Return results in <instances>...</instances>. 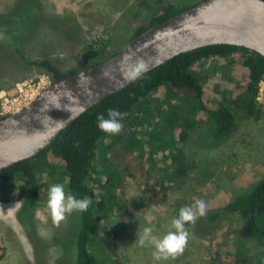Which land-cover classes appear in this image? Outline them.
<instances>
[{"label": "rangeland", "instance_id": "1", "mask_svg": "<svg viewBox=\"0 0 264 264\" xmlns=\"http://www.w3.org/2000/svg\"><path fill=\"white\" fill-rule=\"evenodd\" d=\"M14 1L0 0V11L11 7ZM45 1L49 8L47 11L59 19L54 20L52 26L53 22L50 23L46 17L34 23L31 22L32 17H28L26 28L23 27L26 31L23 46L29 48L30 58L47 52L46 57L64 74L108 59L130 39L137 24L122 19L132 16L141 22L148 16L134 7L140 0ZM164 1L185 6L197 5L204 0ZM147 2L152 4L153 0ZM125 6L127 8L123 10ZM121 21L130 24V32L124 37L117 33L122 26ZM112 35L115 36L114 43L103 42L106 36ZM8 60L0 65V117L19 111L52 82V76L46 70L8 67ZM202 71L203 76H208L210 85L220 86L215 93L209 88L207 99L215 94L219 98L220 95L236 93L234 87L245 74L244 70L238 69L237 62L231 65L228 59L223 58L205 62ZM24 96H27L25 101L22 100ZM20 100L22 102L18 103ZM255 100L260 114L248 117L240 112L234 131L222 140H215L212 119L195 108L194 103L188 108L190 114H186L187 104L182 94L161 86L142 105L143 110L133 115L132 135L136 136L137 144L135 142L132 147L116 143L112 138L99 142L100 166H107L105 160L112 154L111 157L117 158L114 163L118 165L121 178L112 179L115 184L106 181L105 187L97 193L96 212L101 218L100 229L104 233L106 229L118 233L117 238L109 240V247L97 243L99 251L96 258L102 264H252L259 257L261 248L257 240L245 221L234 214L227 215L207 235L197 233V222L186 225L190 233L189 242L184 253L175 259L154 261V248L141 247L136 240L137 232L146 226H152L153 234L162 237L170 230L171 220L178 216L180 208L191 205L195 198L207 202V211L214 210L250 192L264 178V96ZM177 119L190 126L184 141H178L177 135L181 130L175 128ZM122 156L126 158L122 159ZM170 158L178 162L184 159L190 170L185 180L175 179L167 190L159 191L161 179H169L177 168L178 163ZM113 161L111 159V163ZM35 163L41 165L37 174L42 175V183L47 189L45 197L34 212V223L30 221L33 212L28 205L21 208V202H0V237L6 247L0 264H46V260L47 264H54L59 255L61 264L64 261L62 256L67 257L72 251L71 216L55 226L46 209L51 185L63 184L66 193L69 192L66 169L58 165L60 170H55L48 179L46 173L51 167L41 158ZM107 172L113 174L106 167ZM26 221H29L26 226L30 235L24 228ZM260 226L264 229L263 220ZM103 238L102 242H106ZM101 246L110 249V253L100 250ZM40 251L43 254L40 255Z\"/></svg>", "mask_w": 264, "mask_h": 264}, {"label": "trees", "instance_id": "2", "mask_svg": "<svg viewBox=\"0 0 264 264\" xmlns=\"http://www.w3.org/2000/svg\"><path fill=\"white\" fill-rule=\"evenodd\" d=\"M193 6L179 5L164 0H153V3L149 4L147 0H140V2L134 4V7H138L137 9L142 10L148 16L141 22L135 20L137 17L132 16L122 19L124 22L128 20L137 24L134 26L130 39L123 43L119 51L143 31ZM47 8L45 0H15L11 7L5 11H0V65L9 58L10 60L7 61L9 63L8 67L29 68L30 71L33 69H44L52 76V81L66 75L61 73L58 67L46 57L47 52L45 54L40 53V57L30 58L27 53L29 48L25 49L23 46V35L26 33L24 31V28H26L25 20L28 17H32L33 21L31 22L33 23L40 22V19L46 17L50 20V23L53 22L52 26L54 20L57 21L59 19L54 17L50 11L48 12ZM126 8L125 6L123 10H126ZM150 9H152V12H150ZM120 15L123 17L122 14ZM124 22L121 21L122 26L117 30V33H120L121 36L123 35L122 37L130 32L128 31V25L130 24H125ZM104 39V43L115 42L114 35L106 36ZM218 58L228 59L231 65L237 62L238 69L244 70L245 74L234 87L236 93L220 95L219 98L215 94L207 99L209 88L213 89L215 93L220 86L218 84L210 85L208 76H203L202 68L205 62H215ZM263 75L264 57L244 47L216 44L176 56L143 75L128 87L107 96L89 108L34 158L21 161L0 171V202H21V208L28 205L33 212L30 221L34 223V212L43 202L47 191L41 180L42 175L38 176L37 174V170L40 169L41 165H37L35 160L41 158L43 163H47L51 167V170L46 173L48 179L52 177L51 175L55 170L58 171V165H63L64 170L66 169L68 194H73L77 198L88 197L92 203L86 212H74L70 215L72 222L69 230H72L73 248L70 255L67 256L68 258L65 255L62 256L64 258L62 263L102 264L96 258V253L99 251L97 243L99 245L103 243V245L108 246L109 240L112 241L117 238L118 233L111 229H106L104 233L100 229L101 218L96 212L97 193L101 188L105 187L106 181L115 184L112 179L118 178L120 180L121 178L118 174V165L114 163L117 158L111 157L112 154L105 160L107 166H104V169L100 166L98 162L99 142L103 139L112 138L116 143H125L132 147L135 142L137 144V141L134 140L136 136L132 135L135 121L133 115L143 110L144 107L142 105L145 104L154 90L161 86L176 90L182 94L187 104L186 114H190L188 108L191 104H196L195 108L205 112L213 121L215 129V133L213 131V139L222 140L234 131L237 124V115L240 112L245 113L248 117L260 114V109L255 99ZM109 108L127 113V116L121 121L123 130L119 135H108L101 132L97 127V116L103 114L107 118V110ZM181 116L183 117V114ZM178 119L175 122V128L181 130L179 131V136L177 135L178 141H184L190 126H188L187 122L183 121L182 123ZM121 158L125 159L126 157L122 156ZM130 158L133 157L130 156ZM111 159L114 160L112 163ZM170 159L178 163L177 168L169 179H161L159 191L161 189L167 190L169 184L175 179L185 180L189 173L190 168L184 162V159L179 162L175 158ZM106 167L113 174L108 172L106 174ZM104 175L106 179L103 178ZM130 177H133V174H130ZM229 214L237 215L245 221L253 238L257 240L261 248L259 257L252 264H264V229L260 226V221H264V178L259 180L250 192L236 197L222 207L208 210L206 216L197 220V233L200 235L212 233L215 227ZM17 218L18 220L21 219L18 212ZM28 222L26 221L24 228L30 235L28 226H26ZM31 230H35V228ZM103 236L106 238V242H102L104 241ZM104 247L106 248V246ZM105 248L101 246L100 250L110 253V249L107 250ZM5 254L6 247L0 237V260L5 257ZM41 254H43L42 251H40ZM60 256L56 257L54 264L61 262L59 260Z\"/></svg>", "mask_w": 264, "mask_h": 264}, {"label": "water", "instance_id": "3", "mask_svg": "<svg viewBox=\"0 0 264 264\" xmlns=\"http://www.w3.org/2000/svg\"><path fill=\"white\" fill-rule=\"evenodd\" d=\"M216 44L264 57V0H204L143 31L108 59L53 80L25 107L0 117V171L34 158L89 108L163 63ZM139 60L148 70L126 80L122 65Z\"/></svg>", "mask_w": 264, "mask_h": 264}, {"label": "clouds", "instance_id": "4", "mask_svg": "<svg viewBox=\"0 0 264 264\" xmlns=\"http://www.w3.org/2000/svg\"><path fill=\"white\" fill-rule=\"evenodd\" d=\"M123 75L126 80L132 81L148 70V65L139 60L134 64L122 65ZM107 75V73H105ZM127 116L118 109L109 108L107 118L103 114L97 116L98 129L108 135H119L123 130L121 121ZM88 197L77 198L65 191L63 184H53L49 188L46 209L49 212L52 223L59 226L66 220L67 216L74 212L83 213L91 205ZM208 205L201 198H195L191 205L180 208L177 217L171 220L170 230L162 237L154 235V228L146 226L142 231L137 232L138 243L141 247L152 246V258L154 261H167L182 255L187 248L190 233L186 225L195 224L201 217L206 216Z\"/></svg>", "mask_w": 264, "mask_h": 264}, {"label": "built area", "instance_id": "5", "mask_svg": "<svg viewBox=\"0 0 264 264\" xmlns=\"http://www.w3.org/2000/svg\"><path fill=\"white\" fill-rule=\"evenodd\" d=\"M264 96V75H263V78H262V80H261V82H260V84H259V91H258V94H257V100H260L262 97ZM35 99V98H34ZM33 99V100H34ZM22 100H27V96H24V98L22 99ZM22 100H20V101H18V103H21L22 102ZM30 103V102H29ZM28 103V104H29ZM26 106V105H25ZM24 106V107H25ZM22 109V108H21Z\"/></svg>", "mask_w": 264, "mask_h": 264}]
</instances>
